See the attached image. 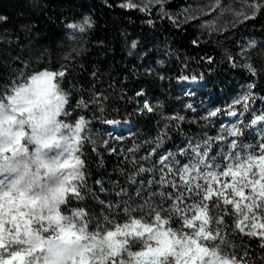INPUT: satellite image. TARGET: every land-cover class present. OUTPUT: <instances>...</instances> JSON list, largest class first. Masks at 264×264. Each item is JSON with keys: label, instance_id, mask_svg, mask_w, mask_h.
I'll return each instance as SVG.
<instances>
[{"label": "trees", "instance_id": "trees-1", "mask_svg": "<svg viewBox=\"0 0 264 264\" xmlns=\"http://www.w3.org/2000/svg\"><path fill=\"white\" fill-rule=\"evenodd\" d=\"M127 2L0 0V15L7 17L0 21V86L7 84L21 70L65 71V77L58 78L68 93L67 120L74 122L83 116L89 136L82 145L81 159L87 189L91 192H85L81 206L87 211L90 225L98 232L130 223L132 219L147 220L149 204L145 197L149 192L157 193L152 198V207L161 202V190L163 200L167 201L173 189L169 185L161 189L160 177L165 173L158 170L157 153L171 154L174 162L185 164L190 159L186 153H192L190 141L192 145L199 141L203 147L202 138L216 136L221 128L220 119L228 115L233 97L248 83H256L250 91L257 99L239 119L248 117L250 120L251 109L264 110V100L258 98L264 96V71H261L264 67V10L257 13L254 20L233 27L234 13L241 9V0H219V6L212 11L206 10L187 21L185 9L190 6L207 9L215 0H164L166 12L180 23L177 27L166 17H159L157 6L152 5L146 15L137 8L119 6ZM85 16L91 19L92 27H86L83 33L66 27L68 23H81ZM148 19L153 20V26L146 23ZM133 40L137 41L135 49L131 48ZM193 40L198 43L193 44ZM250 40H254L255 45L246 48V55H240L239 46H246ZM225 51L235 54L238 67L229 66ZM205 55H211L216 63L209 65L199 60ZM245 64L255 67L257 75L253 76L243 67ZM93 71L95 76H92ZM182 75L203 76L204 79L195 81L199 87L187 90L184 82L193 81L180 80ZM141 88L149 94L154 109L151 113L133 112L139 100L135 92ZM93 93L98 94L97 100L104 104L103 112L90 102ZM80 100L87 106L78 107ZM189 104L196 111L187 107ZM216 107L224 114L212 117L211 121L196 116L197 112L204 116L209 108L214 110ZM235 107L238 111L243 110L242 104ZM177 116L186 119L179 121L175 119ZM111 118L127 121L120 123L126 124L127 128L109 130L102 120ZM245 132H250L245 137L246 143H254L259 138L254 129ZM119 136L123 139H118ZM181 147L186 153L178 151ZM218 151L219 148L213 146L209 155L216 156ZM149 152L152 155L145 159ZM153 158L157 161V170H153ZM141 166L148 171L137 174ZM224 179L230 181L231 177L221 176L215 182L217 187ZM96 180L103 182L105 192L100 191ZM140 187L144 191L137 197ZM121 188L133 198L131 213L126 212L124 204L118 203L119 198L115 196ZM245 191L247 193L249 189ZM127 199L125 196L124 200ZM100 200L105 204L102 205ZM109 201L115 205L111 210L107 207ZM177 215L182 216L181 213ZM176 218L175 215L171 219L162 216L173 227L177 226L173 223ZM151 220L155 224V215ZM259 239L234 238L235 252L240 256H243L242 242L251 245L250 255L246 258L248 264L253 261L264 264L260 260L264 250L259 247ZM226 251L233 252L234 249L228 247Z\"/></svg>", "mask_w": 264, "mask_h": 264}, {"label": "snow or ice", "instance_id": "snow-or-ice-1", "mask_svg": "<svg viewBox=\"0 0 264 264\" xmlns=\"http://www.w3.org/2000/svg\"><path fill=\"white\" fill-rule=\"evenodd\" d=\"M152 5L157 6L161 19L166 17L177 27L180 26L176 18L164 9V0H146L139 6L129 0L119 6L126 9L137 8L147 15ZM241 5V9L234 13L233 27L237 23L254 20L257 13L264 10V0H241ZM217 6H219V0H215V3L207 9L190 6L185 9L188 14L184 19L185 21L195 19L196 15L202 14L206 10L212 11ZM6 19V16L0 15V21ZM146 23L153 26L152 19H148ZM66 27L83 33L86 27H92V21L88 16H85L81 23H68ZM192 43L197 44L198 41L193 40ZM255 43L254 40H250L246 46L240 45L239 54L246 55V48H252ZM131 48H137L136 40L131 42ZM224 56L231 68L238 67L234 53L225 51ZM199 60L206 61L209 65L216 63L211 55L201 56ZM243 67L253 76L257 75V69L251 64H245ZM261 71H264V67L261 68ZM44 72L51 77H65L64 70ZM95 75L96 73L93 71L92 76ZM179 79L195 82L198 79H204V77L182 75ZM256 86L254 81L248 83L242 88L239 95L233 97V103L227 109V114L235 118V122H229L231 127H225L221 123L220 131L216 136L202 138L203 147H200L199 141L195 145H192L190 141L192 153H186V149L183 147L178 149L179 152L188 154L193 161L187 168L184 167L183 162H174L171 154L157 153L158 170L165 173L160 177L161 189L164 185H169L173 192L169 194L168 200L164 201L161 190V202H157L155 207L151 206V201L157 193L149 192L145 197L146 203L149 204L147 220L141 222L140 219H132L130 223L106 230L105 238L111 252L105 264H248L246 258L250 255L251 245H245L242 242L243 256L235 252L237 246L234 238L238 239L243 236L259 237V247L264 250V110L257 112L255 109H251L250 120L248 117L239 119L244 115V112L250 110L251 103L257 99L250 91ZM185 94L190 95L191 93ZM97 95L93 93L90 102L103 112L105 106L102 101L97 100ZM148 95L144 88L135 92V96L139 97V100H137V107L133 109V112L147 111L151 113L154 111ZM258 98L264 100V96ZM237 104L243 105L242 111L236 109ZM77 106L86 107L87 104L80 100L77 101ZM187 107L193 108L191 104ZM193 111L196 109L193 108ZM218 114H224L220 107H216L214 110L209 108L204 116H200V113L197 112L196 116L211 121V118ZM66 115H68L67 112ZM175 119L183 121L186 117L177 116ZM122 122L126 123L127 121L115 118L102 120V123L108 125H118ZM77 123L81 127H86L87 122L81 116ZM246 129H254L257 132L259 138L254 143L245 142V137L250 135V132H245ZM117 138L122 140L123 136ZM213 146L219 148L216 156L209 155ZM129 151L133 150L129 149ZM151 155V152L146 153L145 159ZM82 162L84 165V161ZM156 163L157 161L153 158V170H157ZM189 169L193 170V174L185 182L184 177L188 174ZM145 171L148 169L142 166L138 167L137 174ZM221 176L225 178L230 176L231 180L224 179L217 187L215 182ZM83 183L87 189L85 171ZM95 183L100 185L101 192L106 191L101 180H96ZM246 189H249L247 193ZM88 190L91 192V189ZM143 191V187L138 188L136 196L140 197ZM77 195L79 196L81 193L78 192ZM92 195L93 198H96L95 193ZM115 196L119 198L118 203L124 204L127 213L133 211L130 203L133 198L124 188L116 192ZM125 196L128 197L127 200H124ZM99 202L102 205L105 204L103 200ZM114 206L111 201L107 203L109 210ZM117 211H119L118 208ZM179 213H183L182 217L177 215ZM153 215H155V224L151 220ZM174 215L177 216L173 221L177 225L176 227L162 219V216L171 219ZM228 247L233 248L234 251L227 252ZM260 260L264 262V252L261 253ZM5 261L18 264L12 257H0V264H5ZM72 264H77V262L73 261ZM253 264H255L254 261Z\"/></svg>", "mask_w": 264, "mask_h": 264}, {"label": "clouds", "instance_id": "clouds-1", "mask_svg": "<svg viewBox=\"0 0 264 264\" xmlns=\"http://www.w3.org/2000/svg\"><path fill=\"white\" fill-rule=\"evenodd\" d=\"M67 101L60 79L44 71L21 70L0 86V257L18 264L110 257L106 230L97 234L81 206L89 136L78 119L68 122Z\"/></svg>", "mask_w": 264, "mask_h": 264}, {"label": "rangeland", "instance_id": "rangeland-1", "mask_svg": "<svg viewBox=\"0 0 264 264\" xmlns=\"http://www.w3.org/2000/svg\"><path fill=\"white\" fill-rule=\"evenodd\" d=\"M128 2H129V0H128ZM131 2H133V3H135L136 5L139 6V5H141L142 3L146 2V0H131ZM184 85L187 87V90H188V89H191V88H197V87L200 86V84L197 83V82L188 83L187 81L184 82ZM220 120H221L222 124H223V125H226L227 127H231V124L229 123L230 121L235 122V119H233V117L230 116V115H228V116H226V117H224V118H221ZM107 128H108L109 130H114V131H116V130H118V129H125V128H127V125H125V124H122V125H121V124H118V125H107ZM210 156H211V155H210ZM191 163H193V161H192L191 159L186 160V162H185V164H184V167L187 168L188 165L191 164ZM192 174H193V170H192V169H189V170H188V174L185 175V177H184V180H188V178H189ZM181 215H183V213H181ZM181 217H182V216H181Z\"/></svg>", "mask_w": 264, "mask_h": 264}]
</instances>
